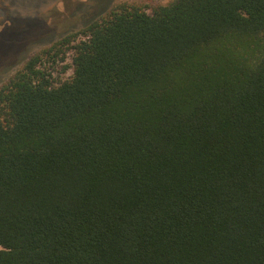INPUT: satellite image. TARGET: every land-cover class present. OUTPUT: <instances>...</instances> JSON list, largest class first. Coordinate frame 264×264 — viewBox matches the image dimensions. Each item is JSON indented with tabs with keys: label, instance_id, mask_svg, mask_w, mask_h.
I'll return each instance as SVG.
<instances>
[{
	"label": "trees",
	"instance_id": "trees-1",
	"mask_svg": "<svg viewBox=\"0 0 264 264\" xmlns=\"http://www.w3.org/2000/svg\"><path fill=\"white\" fill-rule=\"evenodd\" d=\"M0 264H264V0L121 3L32 56Z\"/></svg>",
	"mask_w": 264,
	"mask_h": 264
},
{
	"label": "rangeland",
	"instance_id": "rangeland-1",
	"mask_svg": "<svg viewBox=\"0 0 264 264\" xmlns=\"http://www.w3.org/2000/svg\"><path fill=\"white\" fill-rule=\"evenodd\" d=\"M171 1L0 0V88L32 56L66 35L80 31L90 22L109 13L116 5L164 6ZM67 63L68 60L64 64ZM58 76L65 79L69 72Z\"/></svg>",
	"mask_w": 264,
	"mask_h": 264
}]
</instances>
